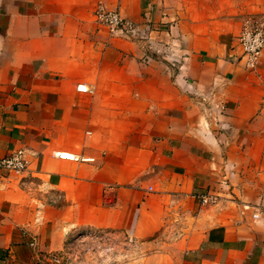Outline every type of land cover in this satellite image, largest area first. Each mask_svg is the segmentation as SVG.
Returning a JSON list of instances; mask_svg holds the SVG:
<instances>
[{"label": "crops", "instance_id": "obj_1", "mask_svg": "<svg viewBox=\"0 0 264 264\" xmlns=\"http://www.w3.org/2000/svg\"><path fill=\"white\" fill-rule=\"evenodd\" d=\"M99 4L137 34H111ZM191 4L0 0V159L28 160L0 173V264L76 229L122 230L164 264H264V50L248 69L237 42L256 8L210 22Z\"/></svg>", "mask_w": 264, "mask_h": 264}, {"label": "rangeland", "instance_id": "obj_2", "mask_svg": "<svg viewBox=\"0 0 264 264\" xmlns=\"http://www.w3.org/2000/svg\"><path fill=\"white\" fill-rule=\"evenodd\" d=\"M191 2L192 10L198 14V17L201 13L208 14L210 22L217 16L237 17L241 9L256 8V13L245 14L244 18L264 15L263 11H257V7L259 8L264 0H191ZM153 251L154 248L148 241L131 238L122 230L76 229L68 236L62 254L70 264H164L167 262L164 255L152 259Z\"/></svg>", "mask_w": 264, "mask_h": 264}, {"label": "built area", "instance_id": "obj_3", "mask_svg": "<svg viewBox=\"0 0 264 264\" xmlns=\"http://www.w3.org/2000/svg\"><path fill=\"white\" fill-rule=\"evenodd\" d=\"M98 23L105 26L111 34H122L125 36H135L137 26L131 20L125 18L118 8H107L103 4L97 5L94 12ZM237 42L241 49L239 62L248 69L256 68L264 50V15H251L244 18ZM78 89L87 91L88 87L80 84ZM62 159L89 161L92 158L77 155L72 152H59ZM28 167L26 149L19 148L7 156L0 159V173L11 172L17 176H22ZM202 203L215 202V196H199ZM29 244L36 248L37 240L32 238ZM28 264H70L62 253L36 250L32 260Z\"/></svg>", "mask_w": 264, "mask_h": 264}]
</instances>
